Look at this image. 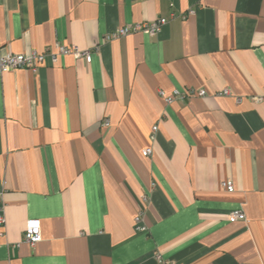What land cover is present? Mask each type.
<instances>
[{"label":"crops","instance_id":"0c3cea01","mask_svg":"<svg viewBox=\"0 0 264 264\" xmlns=\"http://www.w3.org/2000/svg\"><path fill=\"white\" fill-rule=\"evenodd\" d=\"M56 44L0 73V264H264V0H0V56Z\"/></svg>","mask_w":264,"mask_h":264},{"label":"built area","instance_id":"2783aa9c","mask_svg":"<svg viewBox=\"0 0 264 264\" xmlns=\"http://www.w3.org/2000/svg\"><path fill=\"white\" fill-rule=\"evenodd\" d=\"M168 18L157 17L155 20L137 22L125 27L117 28L114 32L106 34L103 38V41H109L114 38H119L123 35L129 34L131 32L142 31L148 34H155L159 32L164 25L168 23ZM99 46L96 47L98 50ZM67 55H73L75 58H83L87 63L92 62L93 56L92 52L89 49H81L77 45L73 44H56V49L54 51L48 52V50L39 52L37 50H30L27 52L19 53H5L0 56V73L15 71L21 68H28L32 71L38 69V67L45 62L46 57L50 56L53 62H58L60 58ZM165 95L164 92H161ZM208 92L206 89H195V88H184V89H175L172 95L165 96L167 103H172L175 98L186 99L190 96H205ZM219 95H231L229 88H224L218 92ZM103 125L108 127L111 125L110 118H105ZM159 126L155 124L152 127L151 138L155 137L156 132L158 131ZM153 152L152 147H147L143 150L145 156H150ZM223 188L228 192H234L235 186L231 179H225L222 182ZM0 194V202H1ZM231 220H247L246 214L241 209H236L231 213ZM135 228L137 231H146L147 226L143 222V211H140L134 218ZM5 225V217L0 213V226ZM2 234V233H1ZM42 224L41 219L31 218L28 220L26 230L24 232L23 239L24 241L35 245L42 240ZM157 258L161 260L162 258L157 255ZM8 264V263H5Z\"/></svg>","mask_w":264,"mask_h":264}]
</instances>
